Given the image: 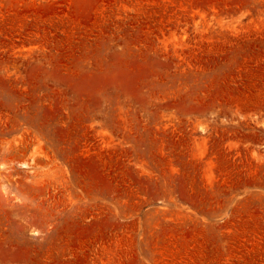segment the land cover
I'll list each match as a JSON object with an SVG mask.
<instances>
[{"label":"rangeland","instance_id":"374dc122","mask_svg":"<svg viewBox=\"0 0 264 264\" xmlns=\"http://www.w3.org/2000/svg\"><path fill=\"white\" fill-rule=\"evenodd\" d=\"M0 264H264V0H0Z\"/></svg>","mask_w":264,"mask_h":264}]
</instances>
